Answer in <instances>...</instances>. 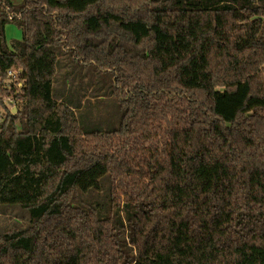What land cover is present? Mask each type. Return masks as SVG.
Wrapping results in <instances>:
<instances>
[{"label":"trees","instance_id":"1","mask_svg":"<svg viewBox=\"0 0 264 264\" xmlns=\"http://www.w3.org/2000/svg\"><path fill=\"white\" fill-rule=\"evenodd\" d=\"M13 67L0 264H264V0H0Z\"/></svg>","mask_w":264,"mask_h":264},{"label":"built area","instance_id":"2","mask_svg":"<svg viewBox=\"0 0 264 264\" xmlns=\"http://www.w3.org/2000/svg\"><path fill=\"white\" fill-rule=\"evenodd\" d=\"M25 87L24 70L13 67L0 76V125L8 115H15L21 108Z\"/></svg>","mask_w":264,"mask_h":264},{"label":"rangeland","instance_id":"3","mask_svg":"<svg viewBox=\"0 0 264 264\" xmlns=\"http://www.w3.org/2000/svg\"><path fill=\"white\" fill-rule=\"evenodd\" d=\"M15 6L22 3V0H11ZM21 40V31L15 24H8L5 28V41L9 48ZM25 227L26 214L18 208L8 207L0 211V232L12 227Z\"/></svg>","mask_w":264,"mask_h":264}]
</instances>
